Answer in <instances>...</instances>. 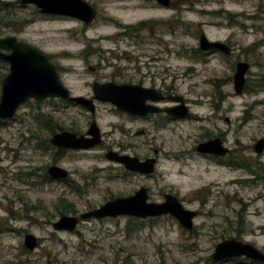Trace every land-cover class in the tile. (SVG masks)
I'll return each mask as SVG.
<instances>
[{
	"label": "rangeland",
	"instance_id": "1",
	"mask_svg": "<svg viewBox=\"0 0 264 264\" xmlns=\"http://www.w3.org/2000/svg\"><path fill=\"white\" fill-rule=\"evenodd\" d=\"M86 1L97 11L90 26L41 14L20 0H0L1 36L46 54L74 95L89 94L95 79L136 83L138 69L162 71L153 61L172 50L167 84L201 104L193 108L199 119L153 126L99 106L94 119L102 143L64 152L61 166L70 183H55L43 170L54 147L51 125L41 115L78 136L86 134L92 117L58 99L22 104L8 124H0V264H240L242 259H211L216 245L228 239L264 252V148L253 150L264 139V0H172L165 9L155 0ZM200 32L210 41H228L249 64L240 95L232 59L195 58ZM121 124L126 155L157 159L151 174L122 166L121 177L119 166L103 157L118 153ZM202 128L221 132L232 150L222 167L194 159ZM228 159L235 166H226ZM141 187L150 202L172 193L185 209L197 211L193 229L168 215L79 219L71 232L52 228L61 216L79 218ZM26 234L37 239L32 251L24 246Z\"/></svg>",
	"mask_w": 264,
	"mask_h": 264
},
{
	"label": "water",
	"instance_id": "2",
	"mask_svg": "<svg viewBox=\"0 0 264 264\" xmlns=\"http://www.w3.org/2000/svg\"><path fill=\"white\" fill-rule=\"evenodd\" d=\"M168 1L156 0L159 5H166ZM20 2L34 5L41 14L75 18L86 26L93 24L97 17L96 10L85 0H20ZM199 44L202 50H227L223 43L210 41L203 33L199 37ZM1 50H10V53H3ZM0 60L10 65V73L2 83L1 119L12 118L17 108L30 99L39 101L49 97H59L69 102L78 103L89 110L91 114H94L93 101L110 103L118 110L132 115H144L148 112L158 111L146 109L143 105L146 99L144 94L154 93L155 90L139 85L95 83L92 89L93 100L84 97H70L48 58L39 50L19 42L15 37H0ZM248 69L249 65L246 63L239 62L237 64L236 72L233 75V87L237 95H240L245 85V74ZM167 111L172 113L174 109ZM87 134L90 137L64 132L53 136L51 142L54 145L71 149H88L100 144V131L94 122L90 125ZM263 148L264 139L257 141L254 145L256 153H261ZM197 151L216 155H224L228 152L219 139L199 144ZM105 157L119 163L122 162L128 171L143 174H151L154 171V158L140 161L138 158L128 155L120 157L118 153L112 151L105 154ZM49 173L54 177L66 176V172L58 168L50 169ZM196 214L195 211L185 209L172 194H166L162 203L149 202L147 190L140 188L129 197L115 198L94 210L81 214L80 219L117 218L120 216L148 219L169 215L176 219L182 228L190 231L193 229V220ZM78 222L79 218L77 217L62 216L52 224V228L57 231L71 232L76 228ZM24 246L32 251L37 246V239L31 234L25 235ZM240 257L264 263V253L249 243L235 239L223 240L218 243L211 255V259L216 262Z\"/></svg>",
	"mask_w": 264,
	"mask_h": 264
},
{
	"label": "flooded vegetation",
	"instance_id": "3",
	"mask_svg": "<svg viewBox=\"0 0 264 264\" xmlns=\"http://www.w3.org/2000/svg\"><path fill=\"white\" fill-rule=\"evenodd\" d=\"M155 2H156V0H155ZM171 4H172V0H169L166 5H159L157 3V5H158L157 7L165 9L166 7H169V5H171ZM45 15H47V14H45ZM201 33H203V32H200L199 36L201 35ZM0 37H2L1 36V32H0ZM2 38H6V37H2ZM198 41H199V38H198ZM215 42H221V41H215ZM221 43H223L227 47L226 48L227 50H220V49L202 50L201 47H200V44L198 42V45L196 46V49H193V51L195 53V58L202 57L203 58V60H202L203 62H205L204 59H206V58L208 60V59H211V58H214V57H219L222 60L232 59L231 63H232V65L235 64V72H236L237 64L239 62L243 63V61L240 59L242 57L239 54H236L235 49H234L233 45H231V43H229L228 41L227 42H221ZM32 48L37 49L35 47H32ZM37 50H39V49H37ZM1 51L3 53H7V54L10 53V50H1ZM39 51L42 52L41 50H39ZM171 52H172V50L164 51L165 57H162V58L156 57V59L153 61V63L158 64L159 68H161L162 71L158 70L156 73L151 72V70H150L151 67L148 66L146 73H142L140 71V69H138V67H136L138 69L137 70V74L140 76V79H139L138 82H136V83H132V82L118 83V84L139 85V86H141L143 88L155 90L154 93L144 94L146 99H145L143 105H144V108H146V109H154V110L156 109L158 111H156V112H148V113H146L144 115H140V114L132 115V114H129L127 112L118 110L116 107H114L113 105H111L109 103H101V102H95L94 101L95 113L94 114H90L89 113L90 116L92 117V120H91V122L89 124V127H90V125L93 122L96 123L94 118H95V115H96V111H98L99 106H107L110 109H113L114 112L120 114L121 117L123 115V116L131 118V119H135V120H138V121H143V122H145L147 124H152L153 126L171 124V123H174V122H181V121H187V120H192L193 121V119H199L193 113V108L200 107L201 104L198 103V101H195L193 103L192 101H190L189 99L185 98L183 95L178 93L176 88L171 84V82H169L167 84V79L169 78L171 71L168 68V65L166 63H167V61L169 59V54ZM44 55L48 58L49 62L54 66V68L56 70V73L58 74V77H59V80H60L61 84L64 86V88L66 90H68L70 96H73V97H84V98L93 100L94 92H93L92 89H93V86H94L95 83H100V84H104V83H108V82L115 83V82L109 81V80L106 81V80H97V79H95L91 83H89V86H90L89 94H87V95H74L63 84V82H62V80L60 78L61 76L59 74L60 71L57 70L56 66L51 62L50 58L46 54H44ZM147 63H149V62H147ZM9 73H10V65H9V63H7V62H5L3 60H0V78H1V80H0V99H1V95H2V83H3V80L8 76ZM156 80H160L159 86H157L158 82H156ZM145 83H147V85H145ZM232 83H233V77H232ZM48 99H56V100L58 99L60 102L64 103L63 105H65V106H77V107H80L81 109L86 110L83 106H81V105H79L77 103L68 102V101H66L64 99H61L59 97H49V98H45V99H42V100H48ZM31 100H35V99H31ZM42 100H39V101H42ZM28 101H30V100H28ZM35 101H37V100H35ZM39 101H37V102H39ZM179 107H181V108H179ZM176 108H179V109H176ZM168 109H174V111L172 112L173 114L168 112L167 111ZM16 113H17V111H16ZM43 115H46V114H42L41 115V122H43L44 125H46V126L51 125V127L49 128V130L51 132V137H49V141L51 143V147H54V155L51 158L50 165L48 167L46 165L45 166L46 169H43L44 172H45V177L47 179L51 180L52 182H55V183H62L63 181L70 183V178H69L70 173L67 172L65 169H63V167L61 166V163L63 161V156L65 155L64 152L75 150V149L65 148V147H62V146L54 145L51 142V139L53 138V136H55L57 134H62L64 132H68V133H71V134H75V133H73L72 131H64V129L62 127H57V123L52 121V117H50V116H48L50 118L49 123L44 122L43 121ZM9 121H11V118L10 119H1L0 118V124H2V125L8 124ZM89 127H88V130H89ZM201 130L203 132L200 135V139L195 143V147L193 149L194 153H195L194 154L195 155L194 159H196V158H199L200 160L201 159H204V160L209 159V160L213 161L214 163L218 164L220 167H222L223 160L227 159V158H231L230 156H232V150L229 149L228 146L226 145V142H225L224 137H223L221 132H219V133H211V132L206 131L203 128ZM136 134L144 135L145 131L144 130H139ZM82 135L85 136V137L88 136L87 132H86L85 135L84 134H82ZM100 135H101V137H100L101 138L100 144H101L102 143L103 134L100 132ZM215 139H219L221 141V143H222V146L225 147L228 150V152H226L224 155H216V154L200 153V152L197 151V147H198L199 144L205 143V142H208V141H211V140H215ZM96 147H98V145ZM96 147H94V148H96ZM253 150H254V146H253ZM110 151L111 150H109L108 152H110ZM107 153H105V154H107ZM105 154L103 155V157L105 159H107L105 157ZM118 155L120 157H122V155H126L125 148H122V124H121V127H120V139H119ZM70 156H72V155H70ZM177 158H179V156ZM146 159H148V158H146ZM146 159H144L142 161H145ZM1 160H2V158L0 157V162H1ZM107 160L112 162V163H114V164H117L119 166L120 171H121V177H122V166H124V165H122V162L119 163V162H116V161H113V160H109V159H107ZM175 160L178 161V162L180 161L179 159H175ZM225 164L228 167H230L232 165L235 166V162L233 160H229V159H228V161L225 162ZM155 166H157V159H155L154 170H155ZM52 168H58V169L64 170L66 172V176L65 177H54V176H52L49 173V170L52 169ZM37 169H38V174H39L40 166ZM141 188H144V187H141ZM202 190L205 191L207 189H202ZM147 193H148V191H147ZM166 194H172V193L163 194L161 203L164 201V196ZM172 195H174V194H172ZM174 196L178 199L177 195H174ZM148 198H149V195H148ZM148 201H149V199H148ZM179 202L181 203L180 200H179ZM190 211H193V210H190ZM195 212L197 213V211H195ZM196 216H197V214H196ZM261 252L264 253L263 251H261ZM237 259L238 260L242 259V261L239 262L240 264H247V262L264 264V263H261V262H255V261L249 260V259L244 258V257L227 259V260H237ZM245 260H248V261L246 262ZM224 261H226V260H224Z\"/></svg>",
	"mask_w": 264,
	"mask_h": 264
}]
</instances>
